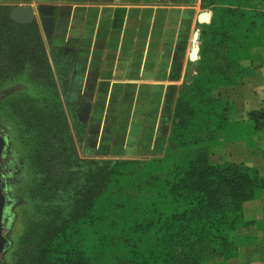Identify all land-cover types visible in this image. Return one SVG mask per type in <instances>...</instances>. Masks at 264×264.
<instances>
[{
    "label": "trees",
    "instance_id": "16d2710c",
    "mask_svg": "<svg viewBox=\"0 0 264 264\" xmlns=\"http://www.w3.org/2000/svg\"><path fill=\"white\" fill-rule=\"evenodd\" d=\"M261 4L202 0L212 19L200 26L199 60L177 99L165 156L147 162L79 159L36 23H15L0 12V83L26 85L1 96L0 111L22 124L30 216L37 217L22 236L20 264H223L237 255V222L244 204L264 191V173L212 163L209 142L229 123L230 104L220 91L248 76L243 61L256 41ZM251 116L259 120L264 112ZM41 156L71 171L59 177L71 183L60 188L56 177L40 178ZM58 191L65 195L57 199ZM55 201H70L75 210L64 216Z\"/></svg>",
    "mask_w": 264,
    "mask_h": 264
},
{
    "label": "crops",
    "instance_id": "0c3cea01",
    "mask_svg": "<svg viewBox=\"0 0 264 264\" xmlns=\"http://www.w3.org/2000/svg\"><path fill=\"white\" fill-rule=\"evenodd\" d=\"M43 5L53 7L51 35L41 27ZM25 6L34 12L64 112L74 125L84 118L83 140L76 129L79 147L96 152L85 157L163 158L177 99L199 60L202 0H0L1 9ZM257 9L256 41L243 61L248 76L220 91L230 104L229 123L209 144L212 163L264 173V117L251 116L264 112V4ZM237 236V255L223 264H264V191L244 204Z\"/></svg>",
    "mask_w": 264,
    "mask_h": 264
},
{
    "label": "rangeland",
    "instance_id": "374dc122",
    "mask_svg": "<svg viewBox=\"0 0 264 264\" xmlns=\"http://www.w3.org/2000/svg\"><path fill=\"white\" fill-rule=\"evenodd\" d=\"M14 9H3L0 11L2 15H5L4 17H7L12 20L13 22L17 23L15 19L12 18L11 14L13 13ZM201 12H208L211 15L212 19V12L210 9H201ZM2 17V18H4ZM0 17V20L2 19ZM7 19V18H6ZM5 20V19H4ZM210 22L207 23L210 24ZM206 23H203L204 25ZM4 31L3 26H0V34L1 31ZM201 31V28H196V33H198V36L200 35L199 32ZM11 76V75H10ZM8 77V76H7ZM4 84V85H3ZM26 87L24 84L20 83H8L6 81L0 83V90H3V93L0 95V97H8L11 93H14L17 90H20L21 88ZM1 93V92H0ZM67 116V127L69 129V133L71 136V139L73 141V144L75 146V149L77 151V155L80 160H94V161H107V162H116L110 159H104L101 157H93V158H87L85 156L90 155H96L95 151H91L88 146L86 147V151H81L78 143V136L76 134L77 124H72V120L70 118V115L68 112H65ZM76 118H77V114ZM71 123V124H70ZM84 125V124H82ZM21 128L22 124H17L15 120L12 118V116L8 113L7 110L0 111V133H3L6 135L7 140V147L5 154L6 156L3 158L1 162V170L3 175V181L5 183V191L4 193L10 200V206L6 210V218L4 220V235L9 239V246L4 252V254L0 258V264H20L21 256H20V249L22 247V236L28 229L33 217L30 216L33 199L31 198V188L29 187V165H25L24 163V153L25 149L23 147V143L21 140ZM60 145L63 144L62 140H59ZM88 153V154H87ZM164 156V155H163ZM42 159V156L40 157ZM43 161H39V167L40 172L42 173L39 175L40 178H49L52 179L53 177H56L53 181L57 184L59 183V187L64 186L66 184H70L71 179L70 176L65 177L63 180L59 177H62L65 175V173L70 174L71 171L65 170L62 165L58 162H55L52 157H47L46 159H42ZM149 161V160H147ZM146 160L140 161V162H147ZM45 174V175H44ZM32 180V176H31ZM57 186V185H56ZM31 191V192H30ZM71 191V190H70ZM58 194H55V196H58V198H61V196H64L65 194L61 191H58ZM73 194L76 192L78 196H82L85 194L82 193V190L75 189L73 187ZM13 201L15 203H13ZM42 203V202H41ZM58 211L63 212L64 216L68 214V212L72 209L75 210L73 207V203L70 201H63V202H57L55 201L54 206ZM39 216V215H38ZM27 248L29 246H26ZM219 263H222L221 261Z\"/></svg>",
    "mask_w": 264,
    "mask_h": 264
},
{
    "label": "water",
    "instance_id": "95a60500",
    "mask_svg": "<svg viewBox=\"0 0 264 264\" xmlns=\"http://www.w3.org/2000/svg\"><path fill=\"white\" fill-rule=\"evenodd\" d=\"M41 22V27L43 32L46 35H51L52 30L55 27V20L53 17V7L43 5L39 7L38 10ZM34 12L32 11L30 6L23 7L22 10L15 9L11 14L12 18L15 20H24V21H33ZM211 20V15L208 12H203L200 15L201 23H208ZM83 115L86 116L88 114V108H84L82 110ZM6 138L0 135V258L6 251L9 246V239L4 235V220L6 218V210L10 206V200L4 193L5 191V183L3 181V175L1 170V162L6 150Z\"/></svg>",
    "mask_w": 264,
    "mask_h": 264
},
{
    "label": "flooded vegetation",
    "instance_id": "af4514ba",
    "mask_svg": "<svg viewBox=\"0 0 264 264\" xmlns=\"http://www.w3.org/2000/svg\"><path fill=\"white\" fill-rule=\"evenodd\" d=\"M0 135H2V136H4L5 138H6V135L5 134H3V133H0ZM6 143H7V140H6ZM7 147V146H6ZM6 151V150H5ZM5 154V153H4ZM2 160H3V158H2Z\"/></svg>",
    "mask_w": 264,
    "mask_h": 264
}]
</instances>
